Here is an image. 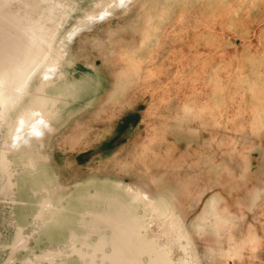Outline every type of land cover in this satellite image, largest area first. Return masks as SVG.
I'll return each instance as SVG.
<instances>
[{"label":"rangeland","instance_id":"374dc122","mask_svg":"<svg viewBox=\"0 0 264 264\" xmlns=\"http://www.w3.org/2000/svg\"><path fill=\"white\" fill-rule=\"evenodd\" d=\"M104 1H6L0 45L20 41L24 11L58 48ZM68 38L49 50L53 77L39 57L5 113L49 81L37 132L17 146L0 124L13 174L0 172V264H84L64 247L90 220L80 213H114L132 194L149 205L133 203L123 222L136 214L138 241L166 244L151 253L168 245L178 260L189 239L194 264H264V0L118 1ZM42 198L53 210L35 218Z\"/></svg>","mask_w":264,"mask_h":264},{"label":"bare ground","instance_id":"6f19581e","mask_svg":"<svg viewBox=\"0 0 264 264\" xmlns=\"http://www.w3.org/2000/svg\"><path fill=\"white\" fill-rule=\"evenodd\" d=\"M6 1L10 0H0V11L8 20L11 15L8 13L7 7L5 9L3 8ZM118 1L124 2L125 0L104 1L103 3H99L102 5L98 11H90L86 13L83 19L79 21V23L76 24L70 31V28L68 27V33L66 35L65 33L63 34L65 37L61 38L59 47L56 48L55 46L56 49L52 47L54 33L46 35L42 32L43 26L41 24L33 22L30 18H26L24 11L23 14H20V19H23L26 24V26L22 28L24 30L22 31L23 33L20 31L21 34H26L24 35L26 37L25 43H22L23 45L21 49H10L5 53V55L0 56V60L2 59L3 62L2 65H0V124L3 123V125H5L4 134L6 136L4 140L7 137L9 143L11 144L13 141L12 139L15 138V141L17 142L16 145L18 146L20 144H25L26 140L32 134L37 132L36 122L38 117L35 116H37L38 113L43 114V112H45L49 97L47 98L43 95V90L46 85L50 83L49 81L44 82L41 78L40 82L32 88V91H30V99L25 105L19 107L14 117L10 116L9 121L7 120L8 117L5 116V113L8 112L9 108L11 111L13 107L16 111L21 103L23 93L25 92L28 94L26 92L30 85L28 81L31 76L35 74L39 65V63H37L38 58L41 56L43 57V55L46 57V61H44L46 71L44 70L43 74L50 79V77L54 74V71H56L57 65L55 63H57V60L56 62L55 59H53V61H48L49 50L55 49L54 52L59 53V51L63 48L64 42L70 39L68 37L73 36L75 32L83 29L87 24L102 18L108 9ZM7 33L9 34V32ZM16 50L22 51L16 54ZM64 52L66 53L67 51ZM43 74L41 75L43 76ZM4 142H6V140ZM7 144L5 143L4 145L7 146ZM12 145L14 146L13 143ZM5 146H2L3 149L1 148L2 150H0V172L1 176H6L7 182H9L13 174L8 168L9 162L5 155ZM22 146L23 145H21V147ZM12 149L15 150L16 148L14 147ZM14 153L16 152L14 151ZM129 196V202L126 204L119 203L117 205L118 207L116 206L117 211L114 213L108 214L102 213L101 211L92 212L90 210L86 212L82 211L80 213L81 221H86L84 216H90V220H88L87 225L81 224V226L85 228L82 232H76L75 230L69 231L68 237L64 242L66 250L68 247L70 249V254H76L84 264H189V259L187 261L188 255H191V262L193 264V260H196L197 263V259L195 258L196 253L193 252L194 249L192 250V246L189 244V239L186 240L183 236L180 238L185 239L186 246L191 250L190 252L186 251V246L184 249L180 248L183 252H186V256H182V258H179L178 260L171 259L172 250L168 245L159 253H151L153 250L157 249L158 246L166 245L159 244V236L157 237V234L152 240H149L151 243L147 241H138L147 233L146 222H144V220L136 214H134L135 216L131 215L128 221L123 222V219L127 210L132 208L133 203L138 202L145 207L149 205V202L147 199L144 197L143 199L142 196L137 194ZM51 205L52 204L46 198H42L39 203L40 208L36 213L35 218H40L44 211H52L53 209ZM158 208L159 207H157V209ZM172 221L174 222L173 217L171 216V221L169 223L172 224ZM101 222H104L102 223L103 225ZM106 227H108L109 233H106L104 230ZM174 228L175 231L173 233L175 234L177 230L181 231L179 226ZM93 233L97 234L95 241L90 240ZM142 233L144 235H142ZM173 233H170L171 237H173ZM162 234L166 236L165 232ZM167 234L169 235V232ZM180 234L181 232L178 236H181ZM79 239L81 240L80 246L77 245ZM143 243L145 245H143ZM154 244L157 245V248H155ZM56 253L59 254L61 251L58 249ZM143 257H146V260L144 258L145 261L143 260ZM174 261L176 262L174 263Z\"/></svg>","mask_w":264,"mask_h":264},{"label":"water","instance_id":"95a60500","mask_svg":"<svg viewBox=\"0 0 264 264\" xmlns=\"http://www.w3.org/2000/svg\"><path fill=\"white\" fill-rule=\"evenodd\" d=\"M21 13H19V15H20ZM22 14H23V11H22ZM24 20L22 19V25H20V30H21V32L22 31H24L22 28L24 27V26H26V24H25V21L23 22ZM0 33H2L1 31H0ZM23 33V32H22ZM3 35H5V37H7L6 36V34H4L3 33ZM24 35H26V34H21L20 32H19V38H20V43L18 42V43H12L11 41L9 42H7V40H6V42L4 43V44H2V45H0V56H3V55H5V53L7 52V51H9L10 49H9V47L12 45V46H15L13 49L15 50V49H17V48H19V49H21V47H22V45L25 43V36ZM23 43V44H22ZM17 51V53L16 54H18V53H20L22 50H16ZM2 61V60H1ZM44 94V93H43ZM32 136V135H31Z\"/></svg>","mask_w":264,"mask_h":264}]
</instances>
